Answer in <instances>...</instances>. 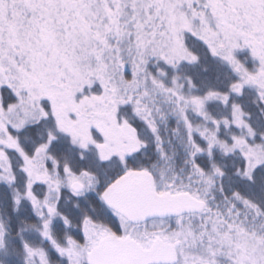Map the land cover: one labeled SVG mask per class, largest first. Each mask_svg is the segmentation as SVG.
Here are the masks:
<instances>
[{
	"label": "snow or ice",
	"instance_id": "obj_1",
	"mask_svg": "<svg viewBox=\"0 0 264 264\" xmlns=\"http://www.w3.org/2000/svg\"><path fill=\"white\" fill-rule=\"evenodd\" d=\"M0 264H264V0H0Z\"/></svg>",
	"mask_w": 264,
	"mask_h": 264
}]
</instances>
